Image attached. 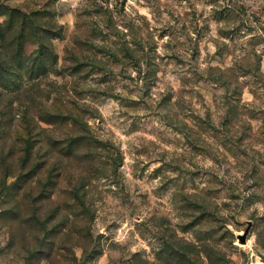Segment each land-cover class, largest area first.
I'll list each match as a JSON object with an SVG mask.
<instances>
[{
    "label": "rangeland",
    "instance_id": "rangeland-1",
    "mask_svg": "<svg viewBox=\"0 0 264 264\" xmlns=\"http://www.w3.org/2000/svg\"><path fill=\"white\" fill-rule=\"evenodd\" d=\"M0 264H264V0H0Z\"/></svg>",
    "mask_w": 264,
    "mask_h": 264
},
{
    "label": "trees",
    "instance_id": "trees-1",
    "mask_svg": "<svg viewBox=\"0 0 264 264\" xmlns=\"http://www.w3.org/2000/svg\"><path fill=\"white\" fill-rule=\"evenodd\" d=\"M50 122V120H46ZM31 123V124H30ZM34 123V124H32ZM28 126L25 128V134L23 132H19V138L20 142L22 143V146L19 149V154H18V159H14L13 161L9 162L6 159H4V165L1 166V170L4 172V176L2 177V185L6 184V181L8 180L9 177H15L16 180L10 185V186H18L20 185V177L22 176H31L30 179L33 177L37 176L38 173L44 168V164H39L35 161V155L37 154L36 152V142H35V136L37 135H42L46 130L44 127H42L39 123L35 122V120L30 119L28 121ZM72 137V139L67 140L66 142V147H67V152H59L61 155H70L72 153L77 152V147L76 145V138ZM65 144L62 146L64 147ZM12 155H15V147L13 150V153H10ZM9 154V155H10ZM89 151L85 152H78V154H74L73 158L75 159L79 155H88ZM7 155V156H9ZM91 159H87L86 162L90 161ZM20 169L22 170H14V163ZM25 168V172L24 169ZM78 170V168H77ZM80 175L78 177L73 176L69 182V189L66 190V205L67 209L69 211L68 217H73L74 219H81L89 223L92 220V215H91V209L88 205V200H87V195L85 192V176L83 175L84 173V167H80ZM63 174H58L57 179L54 180L52 175L47 177L45 181L39 182L37 188H39V193L41 194V197L47 198L49 201L53 202V197L55 195L57 185L59 183L58 179L60 177H64ZM4 179V183H3ZM6 180V181H5ZM33 180V179H32ZM32 180L30 181L29 184H22L20 187H22L25 191L24 192H34L35 191V186L32 185ZM7 188V187H6ZM37 190V189H36ZM24 203H28V200L25 197ZM20 205L21 203L19 201H15V207L18 208L17 205ZM87 228V227H86ZM89 229V228H88ZM87 229V230H88ZM89 231V230H88ZM81 232L79 233V235Z\"/></svg>",
    "mask_w": 264,
    "mask_h": 264
},
{
    "label": "water",
    "instance_id": "water-1",
    "mask_svg": "<svg viewBox=\"0 0 264 264\" xmlns=\"http://www.w3.org/2000/svg\"><path fill=\"white\" fill-rule=\"evenodd\" d=\"M243 241H244V238H243Z\"/></svg>",
    "mask_w": 264,
    "mask_h": 264
}]
</instances>
